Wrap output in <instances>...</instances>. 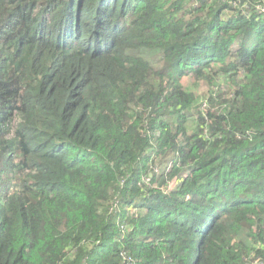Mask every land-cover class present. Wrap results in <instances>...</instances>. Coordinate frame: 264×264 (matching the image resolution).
I'll return each mask as SVG.
<instances>
[{
  "label": "trees",
  "instance_id": "trees-1",
  "mask_svg": "<svg viewBox=\"0 0 264 264\" xmlns=\"http://www.w3.org/2000/svg\"><path fill=\"white\" fill-rule=\"evenodd\" d=\"M0 264H264V0H0Z\"/></svg>",
  "mask_w": 264,
  "mask_h": 264
},
{
  "label": "rangeland",
  "instance_id": "rangeland-1",
  "mask_svg": "<svg viewBox=\"0 0 264 264\" xmlns=\"http://www.w3.org/2000/svg\"><path fill=\"white\" fill-rule=\"evenodd\" d=\"M154 64H157L156 62H153ZM183 85L185 88H189L200 100L205 99L207 96L208 92V86L204 84V82L200 81L198 82L197 80L193 78H185L183 81ZM202 108H204V103L201 104ZM198 110V109H197ZM176 180H172L170 182V187L176 188L177 187V181L176 183L174 182Z\"/></svg>",
  "mask_w": 264,
  "mask_h": 264
}]
</instances>
